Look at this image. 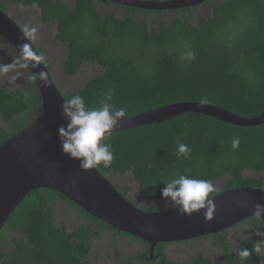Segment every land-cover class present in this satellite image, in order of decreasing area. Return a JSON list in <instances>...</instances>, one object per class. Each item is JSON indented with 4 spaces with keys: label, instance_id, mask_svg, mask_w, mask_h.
<instances>
[{
    "label": "trees",
    "instance_id": "1",
    "mask_svg": "<svg viewBox=\"0 0 264 264\" xmlns=\"http://www.w3.org/2000/svg\"><path fill=\"white\" fill-rule=\"evenodd\" d=\"M5 1L0 0L3 11H7ZM8 1L33 8L41 24L54 27L52 41L64 45L63 74L73 77L83 65L90 66L80 86L62 90L66 100L79 94L96 107L114 89L111 102L117 108L127 106V116L202 98H207L206 104L248 118L264 110V0H206L176 9L105 0ZM20 26L31 38L29 29ZM2 44L12 59L16 57L14 64L26 68L9 43L2 39ZM37 50L45 60L42 49ZM45 64L52 71L53 65L47 60ZM10 69L0 61V78ZM41 104L27 68L20 88L0 81V146L40 114ZM235 138L237 147L232 143ZM110 143L112 167L97 170L109 174L113 185L135 204L129 197L130 186L120 187L111 177L130 175L150 204L163 199L161 180L177 174L210 180L215 185L211 196L233 187L264 190V123L240 126L186 112L114 132ZM181 143L191 149L187 159L178 154ZM247 170L257 177H246ZM217 181L223 182L220 189ZM242 224L251 233L233 247L229 231ZM261 235L264 223L253 215L225 230L176 241L193 249L177 261L165 252L171 242L157 243L151 252L149 243L93 217L59 192L38 188L20 201L0 229V264H98L101 259L104 264H264ZM207 238L221 248L220 260L193 246ZM125 247L132 250L124 251ZM243 249L247 256L241 255Z\"/></svg>",
    "mask_w": 264,
    "mask_h": 264
},
{
    "label": "water",
    "instance_id": "2",
    "mask_svg": "<svg viewBox=\"0 0 264 264\" xmlns=\"http://www.w3.org/2000/svg\"><path fill=\"white\" fill-rule=\"evenodd\" d=\"M110 3L150 9H176L206 0H105ZM0 36L23 60L41 97L40 114L0 146V229L20 201L32 190L49 188L64 195L93 217L118 231L151 245L199 238L225 230L257 215L255 205L264 204V190L233 187L210 196L214 216L206 221L203 210L191 216L175 209L144 210L131 202L97 169L81 170L80 163L61 151L58 128L66 126L60 106L66 101L44 58L21 26L0 9ZM28 52L32 55L29 56ZM35 65V67H33ZM186 112H196L240 126L264 123V110L256 117L239 116L222 107L200 102H179L122 119L115 132L160 123Z\"/></svg>",
    "mask_w": 264,
    "mask_h": 264
},
{
    "label": "clouds",
    "instance_id": "3",
    "mask_svg": "<svg viewBox=\"0 0 264 264\" xmlns=\"http://www.w3.org/2000/svg\"><path fill=\"white\" fill-rule=\"evenodd\" d=\"M37 31L36 27H32L30 34ZM28 55L31 56L32 53L28 52ZM190 58L194 56L190 55ZM114 92V89L109 90L96 107L86 104L79 94L73 95L60 106L61 114L66 120V126L62 125L57 130L61 151L69 158L78 160L81 170L112 167L115 157L110 140L114 129L118 128L122 119L128 115L127 106L117 108L111 102ZM200 102L203 105L208 103V100L202 98ZM232 143L233 147H237L239 139H233ZM190 153L191 149L187 145L178 144L179 155L187 159ZM161 181L165 185L160 190L161 197L180 215L191 216L203 210L206 221L213 218L216 205L210 196L215 192V185L210 180L177 174ZM255 210L257 215L264 214V204L255 205ZM248 254L247 249L241 250V255Z\"/></svg>",
    "mask_w": 264,
    "mask_h": 264
},
{
    "label": "rangeland",
    "instance_id": "4",
    "mask_svg": "<svg viewBox=\"0 0 264 264\" xmlns=\"http://www.w3.org/2000/svg\"><path fill=\"white\" fill-rule=\"evenodd\" d=\"M5 3L7 6L8 14L11 17L16 18L17 22L20 25L26 26L27 29H29V33L32 27H36L38 29L35 34H30L31 38L38 45L37 47L42 49V52L45 56V60H47L53 65L52 74L58 82L60 88L64 92H69L75 90L78 86H80L84 77L87 75V73L90 72V66L86 64L83 65L78 71V73L73 77L63 74L61 69V59L63 57L64 45L60 43L54 44V42L52 41V33L54 31V27L50 28L41 24L35 13L36 11L33 8H24L21 5L12 4L8 0H6ZM106 6L107 8H112V6L110 5ZM118 14L122 15L123 13L119 11ZM13 60H16V57L12 59L11 54L9 55V53L6 52L0 42V61L4 64L10 65L11 67L9 72L5 74L1 73L0 81H2L3 83H8L14 87L20 88L25 75V69L23 66H16ZM244 175L251 179H255L257 177V173L253 170L245 171ZM111 179L115 181L120 187H123L124 185L130 186L129 197L136 201L139 206L147 205L153 207H161L163 209L172 207L171 205H167L164 199L158 201L157 204L148 203V201L145 200L144 197H142L138 193L136 189V183L133 179H131L130 175H115L111 177ZM215 184L217 186V189H220L223 185V182L217 181L215 182ZM249 230L250 229L245 224H242L229 231V240L232 242L233 247L239 239H243L244 237L250 235L251 231ZM259 242L264 244V235H261L259 237ZM193 246L197 248V250H202L206 256L213 260H220L222 258L221 248L214 246L210 239H203L200 241L193 242ZM131 250L132 248H124V251L129 252ZM192 250L193 249H190L188 244H170L165 246V252L169 256V258L177 261H182L185 258V251H189L191 253ZM261 253L264 255V246H262L261 248ZM112 263L113 261L109 264ZM98 264H104L103 260H99Z\"/></svg>",
    "mask_w": 264,
    "mask_h": 264
},
{
    "label": "flooded vegetation",
    "instance_id": "5",
    "mask_svg": "<svg viewBox=\"0 0 264 264\" xmlns=\"http://www.w3.org/2000/svg\"><path fill=\"white\" fill-rule=\"evenodd\" d=\"M13 18V17H12ZM18 23V22H17ZM19 24V23H18ZM20 25V24H19ZM2 37L0 36V42H1V45L3 46V44H2ZM33 40V39H32ZM34 42V41H33ZM35 43V42H34ZM35 45L36 46H38L36 43H35ZM4 47V46H3ZM4 49L6 50V48L4 47ZM7 53H9V55L11 54L10 52H7ZM18 55V54H17ZM24 69H25V72H26V68L24 67ZM207 239H209V238H207ZM170 244H176L175 242H171ZM170 244H168V245H170ZM145 245V244H144ZM178 245V244H177ZM146 246V245H145Z\"/></svg>",
    "mask_w": 264,
    "mask_h": 264
}]
</instances>
